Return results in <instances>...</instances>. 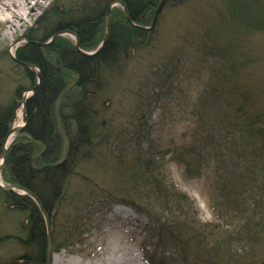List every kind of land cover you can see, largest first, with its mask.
Listing matches in <instances>:
<instances>
[{"label": "trees", "instance_id": "16d2710c", "mask_svg": "<svg viewBox=\"0 0 264 264\" xmlns=\"http://www.w3.org/2000/svg\"><path fill=\"white\" fill-rule=\"evenodd\" d=\"M161 1L54 0L23 34L25 43L11 61L24 68L27 90L38 80L23 64L38 69L40 85L26 100L27 124L7 149L1 177L31 192L41 209L28 196L0 189L3 209L24 216L18 235L0 236V245L15 241L44 259L46 218L53 252L66 246L70 235L58 241L56 211L67 200L72 175L82 169L92 176L95 166L101 169L99 182L86 175L82 184L108 203L127 205L153 226L158 244L152 250L142 247L145 264H255L257 246L264 243L259 210L264 208L263 94L254 88L257 83L252 87L238 80L255 61L242 51L241 38L264 34V0H218L216 21L193 34L194 53L211 66L190 113L192 130L180 144L155 151L141 128L109 149L116 138L99 107L108 76L119 75L136 51L154 42L160 15L156 25L152 21ZM188 1L165 0L159 14L170 2ZM106 14L109 35L103 47L95 55L83 54L95 52L104 40ZM66 32L75 33L77 45L62 35ZM24 90L18 89L17 97ZM16 107L12 100L0 111V158ZM254 153L259 157L253 158ZM169 162L186 179H201L208 170L217 177L213 222L200 223L191 199L168 181L164 169ZM254 193L258 200H252ZM74 209L73 223L81 220L83 205Z\"/></svg>", "mask_w": 264, "mask_h": 264}, {"label": "rangeland", "instance_id": "374dc122", "mask_svg": "<svg viewBox=\"0 0 264 264\" xmlns=\"http://www.w3.org/2000/svg\"><path fill=\"white\" fill-rule=\"evenodd\" d=\"M11 1L19 4L29 1L30 9L22 10L25 17L18 22L16 29L6 21L9 13L16 10L11 7L9 12H0V111H4L14 98L17 99L18 89L27 90L30 86L24 68L11 61L10 54L25 43V31L33 26L54 0H0V8L4 9L3 4ZM218 6V0H189L178 6H173L170 2L160 14L154 42L147 48L136 51L125 62L119 75L108 76V90L103 94L99 107L101 117H104L105 123L113 131V138H116L110 144V150L127 142L132 138L130 134L142 128L156 146L155 151L165 152L180 144L192 130L190 113L211 66V63L194 53L193 34L200 26L205 27L216 21ZM64 36L73 40L68 34ZM241 39L240 43L244 46L242 51L249 52L250 58L255 61L246 72H242L238 82H251L252 87L258 84L254 88L263 94L259 97L260 108L263 109L264 34ZM17 112L16 107L13 119L15 125L23 120L16 117ZM124 131L127 132L125 135ZM120 132L123 133L119 134ZM253 155V158L259 157V153ZM250 158L246 162L248 169L251 168ZM100 170L94 166L92 176L86 175L99 182L97 177L101 174L98 173ZM164 170L168 181L194 203L199 222H213L217 177L214 179L208 170L201 179H186L173 162L167 163ZM86 175L82 169L72 175L67 200L56 211L55 222L60 232L58 241L62 242L66 234L70 238L66 246L53 252L51 264H145L142 247L148 245L146 250H152V245L158 244L153 226L145 216L137 214L127 205L108 203L105 196L102 197L95 188H86L82 184ZM254 198L258 200L259 196L254 193L252 200ZM260 200L264 205V194ZM79 203L83 205L79 214L81 220L73 223L76 212L74 208ZM251 205L254 206V203ZM259 210L262 211L260 219L263 225L264 208L260 207ZM23 218L18 213L5 211L0 203V236L18 235V227ZM70 227L74 233L70 231ZM257 247L259 255L254 262L264 264V243L261 242ZM22 252L15 241L0 245V253L3 255L17 256Z\"/></svg>", "mask_w": 264, "mask_h": 264}, {"label": "water", "instance_id": "95a60500", "mask_svg": "<svg viewBox=\"0 0 264 264\" xmlns=\"http://www.w3.org/2000/svg\"><path fill=\"white\" fill-rule=\"evenodd\" d=\"M164 3H165V0H162L160 5H159V8L157 10V14L160 13ZM116 4H120V3L117 2ZM113 5H115V4H113ZM153 26H154V23H153ZM153 26H152V28H153ZM152 28H149V29H152ZM108 35H109V25L106 24V36H105L104 40L102 41V43L100 44V46L98 47V49L95 52H93V53H83V52L82 53L85 54V55H88V56L95 55L103 47ZM75 43L77 45V37L76 36H75ZM10 57H11L12 60L16 61L15 56L13 54H10ZM23 66L28 68L32 72H36L35 71V67H33V66H30V65H27V64H23ZM35 74H36V77L38 79L37 85H36V87H34L33 89H31V90H29L27 92L34 93L35 91H37L39 89V85H40L39 72H36ZM23 120H24V126L17 127V129L13 128L11 130V132L7 134V136H6V138H5L4 142H3V145H2V148H1L0 173H1V171L3 169V166H4V164L6 162V159H7V149H8L7 146L12 143V141H11L9 144H7L8 138L12 134L15 135V134L20 133L24 129L26 124H27L26 114L25 113H23ZM0 188L2 190L6 191V192H14V193H17L19 195H25V196L30 197L33 201H35V203L41 209L40 202L38 201V199L31 192H28V191H26V190H24V189H22V188H20L18 186H14V185H7L5 187H1L0 186ZM17 191H21V193L17 192ZM45 220L47 222V247H46V253H45V264H51L52 248H51L50 230H49L48 220L46 218H45Z\"/></svg>", "mask_w": 264, "mask_h": 264}, {"label": "bare ground", "instance_id": "6f19581e", "mask_svg": "<svg viewBox=\"0 0 264 264\" xmlns=\"http://www.w3.org/2000/svg\"><path fill=\"white\" fill-rule=\"evenodd\" d=\"M4 6V9L0 8V12L2 11H6V12H9L10 8H14L16 11H12L9 13V16L7 17L6 21L10 23L11 27L13 29H16V27L18 26V22L20 21H23L24 20V17H25V14L22 12V10L26 9H30V2L29 1H25L24 3L22 4H19V3H14V2H8V3H5L3 4ZM160 14H157V11L156 13L154 14V17H153V21H152V25L154 23V25H156L157 23V20H158V17H159ZM108 20H107V14H106V18H105V23L107 24ZM134 25V24H133ZM70 37L71 39H73V41L75 40V33H69V32H66ZM37 71V69H35ZM26 95H20L19 97H17V99L15 100V98L13 100H15L16 102V105L17 107H19L17 110V114H16V117L18 119H22V111L23 113H26V107H25V103H26V99L31 96V93L30 92H25ZM21 123L22 122H19L17 125L18 127H21ZM17 125H16V128L17 129ZM13 137H14V134H12L9 138H8V141H7V144H9L12 140H13ZM17 192H20L21 191H17ZM54 258V257H53ZM54 261V259H53ZM55 262V261H54Z\"/></svg>", "mask_w": 264, "mask_h": 264}, {"label": "flooded vegetation", "instance_id": "af4514ba", "mask_svg": "<svg viewBox=\"0 0 264 264\" xmlns=\"http://www.w3.org/2000/svg\"><path fill=\"white\" fill-rule=\"evenodd\" d=\"M21 249L23 251L22 254H19L17 256L14 255L7 256V255H3V253H0V264H45V256L43 259L41 255L35 256L25 248L21 247Z\"/></svg>", "mask_w": 264, "mask_h": 264}]
</instances>
